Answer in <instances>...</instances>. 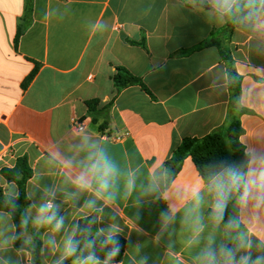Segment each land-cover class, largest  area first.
<instances>
[{"label":"crops","instance_id":"1","mask_svg":"<svg viewBox=\"0 0 264 264\" xmlns=\"http://www.w3.org/2000/svg\"><path fill=\"white\" fill-rule=\"evenodd\" d=\"M205 1L209 7L192 0H33L26 22V0H0V171L24 158L31 172L29 222L19 235L27 248L0 252V264L9 257L11 264H33L34 236L40 264H57L64 238L90 216L89 236L124 239L122 260L109 264H200L205 247L218 252L225 244L223 225L206 218L213 211L212 179L204 181L187 156L166 185L164 167L183 138L201 139L227 118L226 65L215 46L205 45L225 19ZM224 42L240 78L239 142L245 176L252 177L264 170V30L244 11ZM117 67L140 78L147 91L130 86L116 94ZM89 100H97L98 109L110 105L103 130L102 119L94 123L87 114ZM73 120L84 123L82 132ZM99 152L114 168L110 189L97 192L93 184L76 193V177ZM0 194H18L1 173ZM49 199L64 221L59 231L32 222ZM88 200L95 206L86 207ZM253 205L235 197L240 226L231 248L241 233L251 234L256 261L264 257L257 239L264 236V203ZM2 213L15 238L11 216Z\"/></svg>","mask_w":264,"mask_h":264},{"label":"trees","instance_id":"2","mask_svg":"<svg viewBox=\"0 0 264 264\" xmlns=\"http://www.w3.org/2000/svg\"><path fill=\"white\" fill-rule=\"evenodd\" d=\"M32 1L33 0H26V22L30 20ZM192 1L199 6L209 7L205 0ZM240 5H244V0H240ZM243 12L244 11L234 10L230 15H224L225 24L222 32L218 36L211 37L205 41V45L215 46L218 49L220 58L226 65L227 87L230 92L226 121L222 128L214 130L201 139H182L179 147L173 151L170 159L165 162L164 167L166 185L170 184L172 179L178 173L182 161L187 156L191 157L199 175L206 182L213 179L217 174L224 172L226 169L239 172L241 175L245 176L247 168V156L244 153L243 146L239 142V116L242 113V109L239 107L240 78L234 69L233 60L224 42L225 38L229 39L234 30L236 19ZM19 36L20 32L18 31L15 37V44L17 43ZM32 76L33 73L28 76L25 83L29 82ZM112 83L116 94L130 86H139L144 91H147L140 78L134 76L128 70L122 67L116 68L115 74L112 77ZM85 105L87 107V114L92 117V121L94 123L97 122L98 118L102 119V123L100 124L99 128L103 130L107 125L108 117L106 112L110 105L98 109L97 100L86 101ZM0 173L8 182H14L18 188V194L14 198L0 194V212H6L13 220L16 228L14 246L17 248L26 249V245L23 242H20L19 235L22 231L21 219L25 216V209L28 206V200L25 194V184L30 178L31 172L26 165L25 159L20 158L17 160L16 166L13 170L1 169ZM236 196H239V193H234L233 196L228 200L222 220L220 221L225 231L224 245L230 249L236 234V228L229 225V221L231 219L237 220V208L235 206ZM13 205H15V207H13ZM212 212L213 211H209L206 215V218H212ZM93 222L94 216L82 218L78 221L75 236V239L79 241L77 255H80V250L85 249V243L87 241L94 239L95 246L91 249V251L99 257L100 261L106 260L108 253L113 248H116L118 249V254L112 260H110L109 263L120 262L124 252V239L120 236H112V239L108 242L107 246H104L103 242L107 238L100 236H89L88 234V229L93 224ZM33 241L34 243L30 248V252L33 256L32 262L33 264H40V241L35 236L33 237ZM87 254L88 250H84V255ZM74 259L75 257L66 259L64 264H68Z\"/></svg>","mask_w":264,"mask_h":264},{"label":"clouds","instance_id":"3","mask_svg":"<svg viewBox=\"0 0 264 264\" xmlns=\"http://www.w3.org/2000/svg\"><path fill=\"white\" fill-rule=\"evenodd\" d=\"M214 9L221 15H230L234 10L245 11L246 17L252 20L260 30H264V0H244V5H240V0H212ZM91 159L83 173L78 175L74 182L76 193L87 192L90 187L95 185L97 192H107L114 177V168L111 162L104 156L102 152L95 154V158ZM131 187V184L128 185ZM210 192L213 198L212 203V218L219 223L222 220L224 210L227 206L228 200L234 193H239V203L245 204L249 200L254 201V207L259 208L264 203V170L257 172L254 176L248 177L241 175L239 172L232 170H225L216 175L212 179L210 185ZM197 200L200 192L197 190L193 194ZM86 207L92 208L95 206V200L86 201ZM15 207V205H13ZM56 206L51 199L41 204L37 209L36 216L32 222L40 226L53 225L55 231H59L63 227V218L57 219ZM29 220L27 216L22 217V226H27ZM229 225L234 228H239V221L231 219ZM11 232L10 217L0 212V252H7L15 245V238L9 233ZM103 232V229L100 230ZM75 229L68 234L63 241V249L60 259L57 264H64L66 259L73 260V264H101L99 257L96 256L91 249L95 246V240H90L85 243V249L80 250V255H77L79 249V241L75 239ZM251 234L241 233L238 236V243L234 248H228L221 245L218 252L211 251L210 246L205 247L200 256V264H264V257L258 256L256 261L251 260L250 255V241ZM112 239L110 234L103 242L107 246ZM258 247L264 246V236H259ZM27 243V241H25ZM84 250H88V254L84 255ZM244 252V255L237 259L238 252ZM118 254V249L113 248L106 260L102 264H109ZM9 264L11 258L9 257Z\"/></svg>","mask_w":264,"mask_h":264},{"label":"built area","instance_id":"4","mask_svg":"<svg viewBox=\"0 0 264 264\" xmlns=\"http://www.w3.org/2000/svg\"><path fill=\"white\" fill-rule=\"evenodd\" d=\"M73 126L78 132H82L84 130V123L82 121L73 120ZM128 134L125 133L121 136H114V140H121L126 137Z\"/></svg>","mask_w":264,"mask_h":264}]
</instances>
